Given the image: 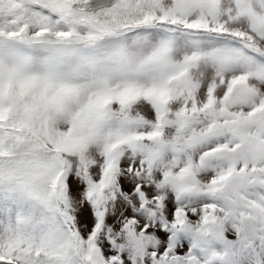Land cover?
<instances>
[{
	"label": "snow or ice",
	"instance_id": "snow-or-ice-1",
	"mask_svg": "<svg viewBox=\"0 0 264 264\" xmlns=\"http://www.w3.org/2000/svg\"><path fill=\"white\" fill-rule=\"evenodd\" d=\"M0 264H264V0H0Z\"/></svg>",
	"mask_w": 264,
	"mask_h": 264
}]
</instances>
